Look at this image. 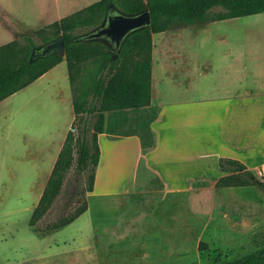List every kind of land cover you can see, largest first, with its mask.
Returning <instances> with one entry per match:
<instances>
[{"label": "rangeland", "instance_id": "obj_1", "mask_svg": "<svg viewBox=\"0 0 264 264\" xmlns=\"http://www.w3.org/2000/svg\"><path fill=\"white\" fill-rule=\"evenodd\" d=\"M94 1L0 0L4 11H0V45L10 40L21 42L24 34ZM33 41L41 45L34 35ZM151 43V75L161 102L173 103L168 110L172 109L175 119L181 116L183 95L210 94L213 79L223 75L227 65H232L225 73L230 79L239 75V63H245L249 84L264 75V14L193 26L175 23L165 32L152 35ZM56 73L64 77L62 82ZM51 75L0 101V264H213L264 249V186H246L232 198L220 193L223 199L210 201L204 212L198 205L179 199L183 194L171 195L177 199L144 201L135 199V191H155L159 184L145 172L142 159L136 163V179L127 187L129 199L91 198L84 192L87 172L70 169L50 208L30 226L29 216L48 177L50 161L73 117L68 97L62 95L60 87L66 83L64 63ZM235 84L239 85L238 81ZM150 115L148 110L114 115L118 121L115 134L135 133L132 135L138 141L137 135L143 134L139 123ZM101 142L103 159L96 190L103 185L115 190L134 153L130 147L125 156L108 149L107 153ZM182 150L183 154L192 151L184 146ZM160 159L161 163L168 159L177 163L176 173L185 171L180 152L169 157L161 154ZM189 172L191 176L200 174L194 168ZM202 174L210 179L213 171L207 168ZM85 199H90L89 211L60 229L52 228ZM122 216L124 226H118ZM199 243L204 246L198 248Z\"/></svg>", "mask_w": 264, "mask_h": 264}, {"label": "trees", "instance_id": "obj_2", "mask_svg": "<svg viewBox=\"0 0 264 264\" xmlns=\"http://www.w3.org/2000/svg\"><path fill=\"white\" fill-rule=\"evenodd\" d=\"M144 8L148 12L149 27L127 32L116 49L110 51L102 41L105 20L119 14L135 16ZM255 14H264V0H99L24 34L21 42L10 40L0 45V101L61 61L65 63L70 92L73 119L28 224L33 226L50 208L61 190L65 174L72 168L76 173L87 172L84 192L91 193L99 159L97 136L118 128L114 115L126 110H148L151 115L139 123L143 134L137 137L141 152L153 146V135L148 129L157 113L156 108H149L151 35L165 32L175 23L192 26ZM83 29L90 30L81 35L75 33ZM33 35L41 45L60 37L63 57L35 52L41 45L35 44ZM107 112L110 114L106 117ZM217 167L225 175L214 183L216 188L264 186L237 161L219 158ZM85 209L83 202L52 228L68 225ZM203 246L199 243L198 248ZM213 264H264V249Z\"/></svg>", "mask_w": 264, "mask_h": 264}, {"label": "crops", "instance_id": "obj_3", "mask_svg": "<svg viewBox=\"0 0 264 264\" xmlns=\"http://www.w3.org/2000/svg\"><path fill=\"white\" fill-rule=\"evenodd\" d=\"M0 11L2 10L0 9ZM155 43H158V41ZM60 63H64V61ZM58 64L36 80L53 74L58 69ZM231 66V64L227 65V69L221 71L224 73L223 75H216L213 79L214 86L210 94L203 93V95H200L197 93L195 97L183 95L185 98L180 102L181 116L176 119L172 115V109L168 110L173 103L161 102L158 97L156 85L154 84L156 80H153L150 66L149 108L157 109L155 118L148 124V129L153 135V147L141 152L137 139L134 135H131L133 133L120 136H117L115 131L110 134H99L97 136L99 159L94 171L91 198L97 196L100 200L106 197L129 199L127 187L131 181L136 179V163L139 159L144 162L143 169L145 172L157 180L159 184V189L155 191H135V199H143L144 201L147 199H177L171 195L183 194L179 199H186L194 206L198 205L201 212H204L209 203L215 202L213 199H223L220 193L226 194V197H236V192L245 190V187H214L217 179L225 175L218 170L217 160L219 158L239 162L254 177L258 171H261L263 173L261 183L264 185V75L261 79H255L249 84L246 80L245 63H239V75H233L230 79L225 73L229 72L228 69ZM55 75L58 79L62 77L61 82L64 80V77L61 76L62 72L61 75L59 73ZM51 76L47 78L51 79ZM234 80L238 81L239 85H236ZM60 87L62 95L65 98L67 96L70 103L67 77L64 86ZM191 105L195 107L193 108ZM165 110L167 111L165 112ZM174 124L178 125L176 129L173 126ZM178 136L179 138L176 139ZM101 140L107 153L109 150L111 153H120L125 156L128 154L129 147L134 153V158L127 167L126 175L121 179L118 189L115 190L107 189L105 185L100 190H96L98 169L103 159ZM177 145L178 148H176ZM183 146L192 151L183 154ZM178 152L183 156L181 161H183L185 171L180 169L179 173H176L174 165L177 163H173L171 159L161 163L160 157L161 154L166 157L178 155ZM56 155L50 161L48 174ZM152 157H157L158 160L150 159ZM148 159L149 161H147ZM192 168L200 174L191 176L189 170H192ZM207 168L213 171L210 179L204 178L202 174ZM203 185L208 186L203 187ZM206 188H211L212 191H205ZM216 191L218 193L215 194ZM156 195L159 197H155ZM89 200L85 199L86 209L83 213L90 210ZM121 213L123 215V212ZM128 219L132 220V218ZM124 220L122 216L118 226H124ZM112 225V223L108 225L107 230L109 232ZM120 234L122 233L120 232Z\"/></svg>", "mask_w": 264, "mask_h": 264}, {"label": "water", "instance_id": "obj_4", "mask_svg": "<svg viewBox=\"0 0 264 264\" xmlns=\"http://www.w3.org/2000/svg\"><path fill=\"white\" fill-rule=\"evenodd\" d=\"M116 17L118 20L115 25L110 26L109 29L101 31V33L112 35V41L116 47L127 32L149 27V16L146 8L135 16L129 17L119 14ZM109 49L113 52L116 48L109 47ZM39 52L42 56L57 54L58 56L63 57V44L61 38L57 37L55 40L41 45L39 47Z\"/></svg>", "mask_w": 264, "mask_h": 264}, {"label": "flooded vegetation", "instance_id": "obj_5", "mask_svg": "<svg viewBox=\"0 0 264 264\" xmlns=\"http://www.w3.org/2000/svg\"><path fill=\"white\" fill-rule=\"evenodd\" d=\"M117 17L116 16H111V17H108L106 20H105V23L103 24V30L104 29H109L110 26L112 25H115L116 22H117ZM102 36H103V41L106 45V47H116L114 42L112 41V35L111 34H106V33H102ZM111 51V50H110ZM35 52H39V48L35 50Z\"/></svg>", "mask_w": 264, "mask_h": 264}, {"label": "built area", "instance_id": "obj_6", "mask_svg": "<svg viewBox=\"0 0 264 264\" xmlns=\"http://www.w3.org/2000/svg\"><path fill=\"white\" fill-rule=\"evenodd\" d=\"M255 177H256V179H258V180L261 181L262 178H263V173H262L261 171H258V172L256 173Z\"/></svg>", "mask_w": 264, "mask_h": 264}]
</instances>
